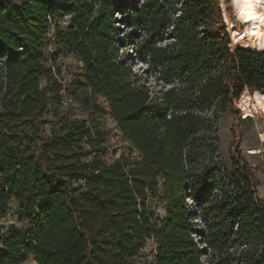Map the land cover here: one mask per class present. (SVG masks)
Instances as JSON below:
<instances>
[{
    "label": "trees",
    "instance_id": "trees-1",
    "mask_svg": "<svg viewBox=\"0 0 264 264\" xmlns=\"http://www.w3.org/2000/svg\"><path fill=\"white\" fill-rule=\"evenodd\" d=\"M129 1L0 0V219L15 207L27 222L0 225V264H135L150 239L154 264H264L246 167L215 161L218 121L235 101L244 110L247 90L264 94V51L228 47L218 0ZM47 45L80 62L70 95L84 117L60 111ZM128 49L162 90L133 74ZM105 113L138 158H108ZM212 186L218 220L196 229L190 205L205 207Z\"/></svg>",
    "mask_w": 264,
    "mask_h": 264
},
{
    "label": "rangeland",
    "instance_id": "rangeland-1",
    "mask_svg": "<svg viewBox=\"0 0 264 264\" xmlns=\"http://www.w3.org/2000/svg\"><path fill=\"white\" fill-rule=\"evenodd\" d=\"M15 2H20L21 0H14ZM140 1V0H139ZM222 3L224 8L222 7ZM136 4V0H130L129 5L133 6ZM218 4L221 10V15L225 23L226 30L229 34V39L231 40L237 34L242 31H246L248 36L252 38L253 34L250 33L248 29V24L241 23L236 15V9L234 6V0H218ZM123 15L118 12H114L115 28H121L123 25L119 22L122 20ZM69 17H65L59 22L61 25H66L68 23ZM230 21V28L227 26V21ZM126 30V28H123ZM164 38V37H163ZM159 41L158 44L162 45L167 40ZM262 39L261 42L258 40ZM138 38H133L131 42H136ZM255 44L249 47L255 51L260 50L258 46H263L264 48V36L254 38ZM241 46V45H238ZM243 46V45H242ZM50 47V48H49ZM237 47V46H236ZM52 50V53L51 51ZM124 54V52H123ZM128 54L130 56L129 65L133 74L141 77L147 84L150 85L156 91H160L164 88V83L162 79L156 80L153 74V70L149 68L148 64L140 61L135 57V53L128 49ZM44 55L48 60V57L54 60L48 61L47 64H52V72L54 78L61 85V96L64 100L65 98H71L73 102L70 104H65L61 102L60 111L71 117H84L85 114L81 110L79 104H77L73 97L70 95V86L74 80L80 79L81 74V64L73 56L64 53L55 54L54 46L47 45L44 47ZM46 84L45 78L40 79V87L43 88ZM255 91L247 90L241 97L240 102L244 107V110L235 101V109L224 114L218 121V137H219V150L215 161H218L221 166L227 171L231 172L236 168L245 165V172L251 179L254 185V190L256 196L261 200L264 205V118L262 117V109L264 108V94H255ZM98 103H100L104 109L107 110L106 103L101 101L100 97H97ZM100 125L102 130L106 132V142L105 146L108 148V158L116 159L119 156H124L128 160H134L139 157L138 152L131 146V144L126 141L115 122L110 118V116L105 113L101 116ZM51 125L44 128V133H48ZM233 160L239 162L238 165H233ZM210 195L209 202L205 207L190 205V209L193 213L192 224L196 229L203 228V220H210L211 222H217L219 202L220 199L217 196V187L212 186L208 193ZM150 207L154 210L155 214L162 217L164 215V203L155 198L153 201H149ZM16 208L5 217L0 219V225L7 226L9 224H15L19 227L26 228L27 222L19 221L17 219ZM1 230V229H0ZM199 244H201V239L196 237ZM1 247V244H0ZM155 255V244L153 240H148L145 247L141 250L140 255L134 259L135 264H154ZM204 264H207L208 257H203ZM25 264H36L33 258L30 257Z\"/></svg>",
    "mask_w": 264,
    "mask_h": 264
},
{
    "label": "bare ground",
    "instance_id": "bare-ground-1",
    "mask_svg": "<svg viewBox=\"0 0 264 264\" xmlns=\"http://www.w3.org/2000/svg\"><path fill=\"white\" fill-rule=\"evenodd\" d=\"M236 15L241 23L248 24L252 38L248 36L246 31H242L231 39L233 46L243 45L252 46L255 44L254 38L264 36V0H234ZM222 7L224 5L222 3ZM230 28V21H227ZM262 117L264 118V108L262 109ZM264 138V134L262 135Z\"/></svg>",
    "mask_w": 264,
    "mask_h": 264
},
{
    "label": "built area",
    "instance_id": "built-area-1",
    "mask_svg": "<svg viewBox=\"0 0 264 264\" xmlns=\"http://www.w3.org/2000/svg\"><path fill=\"white\" fill-rule=\"evenodd\" d=\"M49 36H50V34H49ZM228 47L231 49V50H233L234 48H235V46H233V44H232V42H231V40L229 41V43H228ZM50 48V47H49ZM51 51V53H52V50H50ZM264 51V50H263ZM100 97V99H101V101H104V98L103 97H101V96H99ZM61 102H63L64 104H65V106L67 105V104H71L72 102H73V100L69 97V98H65L64 100L62 99V101Z\"/></svg>",
    "mask_w": 264,
    "mask_h": 264
}]
</instances>
